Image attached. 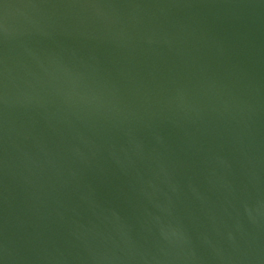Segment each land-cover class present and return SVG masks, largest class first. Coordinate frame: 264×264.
Listing matches in <instances>:
<instances>
[{
	"label": "water",
	"instance_id": "obj_1",
	"mask_svg": "<svg viewBox=\"0 0 264 264\" xmlns=\"http://www.w3.org/2000/svg\"><path fill=\"white\" fill-rule=\"evenodd\" d=\"M0 264H264V0H0Z\"/></svg>",
	"mask_w": 264,
	"mask_h": 264
}]
</instances>
